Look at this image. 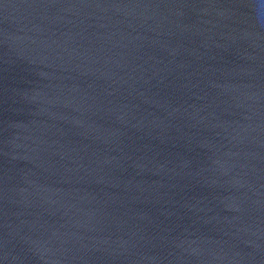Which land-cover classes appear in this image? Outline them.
Returning a JSON list of instances; mask_svg holds the SVG:
<instances>
[{"label": "water", "instance_id": "1", "mask_svg": "<svg viewBox=\"0 0 264 264\" xmlns=\"http://www.w3.org/2000/svg\"><path fill=\"white\" fill-rule=\"evenodd\" d=\"M0 264H264V0H0Z\"/></svg>", "mask_w": 264, "mask_h": 264}]
</instances>
